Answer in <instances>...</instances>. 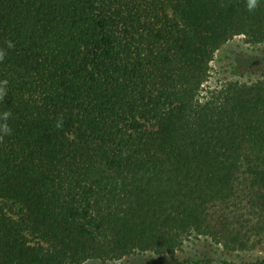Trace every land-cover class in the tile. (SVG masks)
<instances>
[{
	"label": "trees",
	"instance_id": "16d2710c",
	"mask_svg": "<svg viewBox=\"0 0 264 264\" xmlns=\"http://www.w3.org/2000/svg\"><path fill=\"white\" fill-rule=\"evenodd\" d=\"M240 35L258 62L205 89ZM6 40L0 264L264 255V0H0Z\"/></svg>",
	"mask_w": 264,
	"mask_h": 264
},
{
	"label": "rangeland",
	"instance_id": "374dc122",
	"mask_svg": "<svg viewBox=\"0 0 264 264\" xmlns=\"http://www.w3.org/2000/svg\"><path fill=\"white\" fill-rule=\"evenodd\" d=\"M239 52L248 54L241 61V63L246 66L251 62H258V58L259 56H261L259 45H251L245 43L244 37L242 35L235 36L226 44H224L222 47H220L218 50H216L211 62L212 65L211 76L208 80V83L204 87L205 89L210 86L220 85L226 79L230 78L231 75L234 74V72L231 71L232 70L231 68L233 65H235L236 63L235 57L238 55ZM254 73L257 74L256 72ZM253 76L254 75H252V78H254ZM238 78L241 80L247 79L246 76L241 77V75ZM194 239L191 241L184 242V246L182 250L178 251L179 256L187 254L194 257L193 255H195L197 252H203V255H206L205 258H208V256L213 258V260L210 261V263H206V264H234V263L242 262L243 260H249V259L256 260L258 257L262 258L264 256L262 253H254L250 251L232 252L226 250L221 244L204 236L201 238H196V240ZM125 263L128 264L130 262H125ZM83 264H102V263L91 260Z\"/></svg>",
	"mask_w": 264,
	"mask_h": 264
},
{
	"label": "clouds",
	"instance_id": "9594fccd",
	"mask_svg": "<svg viewBox=\"0 0 264 264\" xmlns=\"http://www.w3.org/2000/svg\"><path fill=\"white\" fill-rule=\"evenodd\" d=\"M258 6V0H246V7L249 11L254 10ZM15 47L14 43L10 40L5 41V47L0 48V62H2L7 56V50L13 49ZM7 85L8 81H0V100H2L7 95ZM12 116V113L9 111H4L0 113V140L3 139L6 135L12 134V129L7 123L9 118ZM62 124V117L58 118L56 121V127L59 128Z\"/></svg>",
	"mask_w": 264,
	"mask_h": 264
}]
</instances>
